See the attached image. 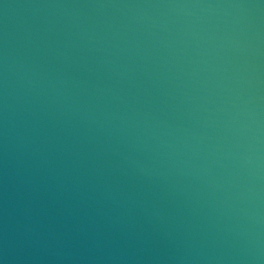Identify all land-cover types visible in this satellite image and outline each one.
<instances>
[{"label":"water","instance_id":"obj_1","mask_svg":"<svg viewBox=\"0 0 264 264\" xmlns=\"http://www.w3.org/2000/svg\"><path fill=\"white\" fill-rule=\"evenodd\" d=\"M0 264H264V0H0Z\"/></svg>","mask_w":264,"mask_h":264}]
</instances>
